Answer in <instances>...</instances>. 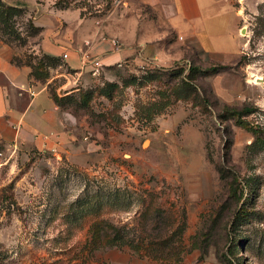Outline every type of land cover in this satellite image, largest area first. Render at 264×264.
Wrapping results in <instances>:
<instances>
[{
    "label": "rangeland",
    "instance_id": "rangeland-1",
    "mask_svg": "<svg viewBox=\"0 0 264 264\" xmlns=\"http://www.w3.org/2000/svg\"><path fill=\"white\" fill-rule=\"evenodd\" d=\"M233 5L242 51L211 63L149 7L0 0V37L32 68L45 61L32 22L45 7L80 10L119 48L123 35L159 33L174 57L138 52L77 71L76 105L66 110L88 145L79 160L0 142V264H264V0ZM64 86L60 76L51 83ZM244 107L252 112L232 111ZM97 220L109 233L123 227L119 241L143 245L142 257L132 247L97 249Z\"/></svg>",
    "mask_w": 264,
    "mask_h": 264
},
{
    "label": "crops",
    "instance_id": "crops-1",
    "mask_svg": "<svg viewBox=\"0 0 264 264\" xmlns=\"http://www.w3.org/2000/svg\"><path fill=\"white\" fill-rule=\"evenodd\" d=\"M121 2L127 6L126 11L129 6L152 8L159 22L166 24L175 36L183 37L184 44L197 50L204 62L230 61L242 51L241 18L233 0ZM36 14L32 22L39 30L33 50L36 55L53 59L50 68L57 75L49 76L45 83L35 80L31 76L32 66L19 60L17 50L0 37V142L9 147L52 152L56 158L79 160L86 153L81 148L87 149L88 145L85 147L78 139L79 122L50 93L49 85L55 78L66 71L93 70L91 62L95 59L101 64L115 65L138 52L161 63H170L174 57L165 54L158 41L159 33H137L132 39L123 35L119 48L113 43L115 36L87 23L80 10L45 7L38 8ZM64 54H68L66 59Z\"/></svg>",
    "mask_w": 264,
    "mask_h": 264
},
{
    "label": "trees",
    "instance_id": "trees-1",
    "mask_svg": "<svg viewBox=\"0 0 264 264\" xmlns=\"http://www.w3.org/2000/svg\"><path fill=\"white\" fill-rule=\"evenodd\" d=\"M34 28H35V35H36L38 33L39 29L36 28L35 26H34ZM43 58L45 60L44 62L47 65H50L51 64V63H49L50 60H53L51 58H48L47 56H43ZM44 62H42V64H40L39 67H33L31 76L33 78H35L36 80H39V81H42L45 83L47 81V79L49 78V73H43V71H42V68L44 67ZM191 67L192 66H190V68ZM49 89H50V93H51L53 99L55 100V102L57 104H59L60 106H62L64 109L71 108V106L73 107L76 105V103H75L76 98H74L73 95L59 96L56 92V88L51 87V84L49 85ZM232 111L235 112L236 114H242V115L243 114H249L252 112L251 109H248L246 107L242 108L239 111L234 110V109ZM237 218H240L239 214L237 215ZM101 223H102V221L97 220L96 223L92 226L91 233H90L91 237L93 239H95L96 241H98V243H97L98 245L96 246L97 249L108 248V247L118 248V249H127V248L130 249L132 247L134 249V250H131L132 253L136 254V253L140 252L143 245L131 244V247H128L127 245L130 243H128L127 241H124L123 239H122V241H119V240H121L120 238H123V236L121 235L122 231L124 230L123 227H122V230H121V228L112 227L114 229L111 230V232L109 233L108 228L106 226L102 225ZM107 236H112V237L107 238ZM105 238H107V239H105ZM100 240H102V242L105 241L106 243L102 245L100 243L101 242ZM151 243H154V241H149L147 244L151 245ZM137 256L142 257L141 255H137Z\"/></svg>",
    "mask_w": 264,
    "mask_h": 264
},
{
    "label": "built area",
    "instance_id": "built-area-1",
    "mask_svg": "<svg viewBox=\"0 0 264 264\" xmlns=\"http://www.w3.org/2000/svg\"><path fill=\"white\" fill-rule=\"evenodd\" d=\"M181 39H183V37H180ZM114 45L117 47L118 42L117 41H113ZM63 57L66 59L68 57V54H64ZM91 65L93 66V72L97 71L98 66L101 65L100 61L98 59H95L91 62ZM82 74L81 72H71V71H66L64 73L61 74V77L64 78L65 80V86L62 87V89H58L57 94L59 96H65L71 93V91H73L75 89V86H77V83L79 82L80 78H81ZM66 86H70L71 89L67 90L68 93H66V91H63V89ZM65 90V89H64Z\"/></svg>",
    "mask_w": 264,
    "mask_h": 264
}]
</instances>
